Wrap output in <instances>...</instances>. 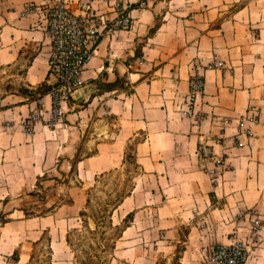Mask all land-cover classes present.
<instances>
[{
  "label": "crops",
  "instance_id": "obj_1",
  "mask_svg": "<svg viewBox=\"0 0 264 264\" xmlns=\"http://www.w3.org/2000/svg\"><path fill=\"white\" fill-rule=\"evenodd\" d=\"M58 1L0 0V75L21 83L0 96V212L8 218L0 237L39 186L59 188L51 213L17 221L76 219L96 177L122 166L133 144L140 171L122 201L125 215L133 211L123 235L133 230L132 244L141 242L146 255L153 249L152 264L169 262L179 243L191 260L207 244L231 240L229 227L242 228L251 208L264 211V0H90L107 25L126 12L132 26L103 31L82 84L52 124V95L28 90L54 82L47 23ZM68 3L81 11L80 0ZM215 58L224 65L210 67ZM196 72L205 84L192 92ZM117 79L122 86H100ZM9 111L11 119L3 116ZM64 190L71 199L56 202ZM44 229L55 264L65 250L60 242L55 249L53 228Z\"/></svg>",
  "mask_w": 264,
  "mask_h": 264
},
{
  "label": "rangeland",
  "instance_id": "obj_2",
  "mask_svg": "<svg viewBox=\"0 0 264 264\" xmlns=\"http://www.w3.org/2000/svg\"><path fill=\"white\" fill-rule=\"evenodd\" d=\"M116 26L121 27V25L118 26L115 24V26H113L108 24L105 29ZM131 26L127 28H130ZM8 73L9 71L0 75V96L10 93L16 88L21 90L20 77L8 76ZM7 114L8 118L11 119L14 112L12 113L9 111L8 113H3V116H6ZM39 116L40 115L38 113L30 115L25 120L26 127L30 128L33 121L39 118ZM54 119V117H51L48 121L53 124ZM56 119H59V117ZM139 171L140 169L138 168V163L136 164L133 158H130L124 162L122 166H118L114 169L101 173L100 176L96 177L93 185L86 193L87 198L83 204L85 214H77L78 217L71 220L69 223H66V220L62 219L64 217H60L59 221H57L55 218L53 219L52 216L47 217L45 220L32 219L33 221H28L27 223L24 221H17V219L24 216L31 217L36 214L49 215L51 213L49 209L52 208L51 204L56 198L52 196V192L57 193L59 188L53 186L44 188L39 186L40 190H38V187L33 189V196L26 197V205L24 207L25 211L14 213V221L6 225L4 233L0 237V254H6L5 251L9 252L14 246H17L19 248L20 255V246L18 244H21V241L24 242L25 247L23 248L22 258L19 262H16L12 258L7 259L0 256V264H27L32 253V262L29 264H47V235H49L50 232L48 229H44L46 226L53 228L55 240L58 242H55V249H61V245L59 244L60 242L63 244L62 246L65 250V252L62 253V259L56 261L55 264H74L75 253L67 241L68 231L74 228L78 229L70 233V238L77 249L79 255L78 258L80 260H86L88 254L97 258L96 255L94 256V254H97V256L107 258L109 264H152L154 255L156 254L154 253V250H151L152 255H149V253L146 255L144 253L145 249L141 246V242L132 244L131 241L128 240L127 236L129 233L133 234V230L129 233H124V235L122 232V236L117 239L115 251L111 246L117 234L120 232V229L116 228V225L120 224L123 226V223L125 222V212L128 210L125 206V201L123 202V205L122 201L124 197L130 193L132 187L134 186V176ZM70 199V192L64 190L58 196L56 202L64 200L68 201ZM44 200L47 202L41 204ZM246 217L247 220L245 223H241L242 228H238L237 225H233L228 228L231 229V240L226 239L225 243L232 241L242 242L246 250L245 264H264V211H258L251 208ZM85 219L88 223L87 226L83 225ZM111 220L113 222L112 225ZM74 223L75 225H72ZM183 229L185 232L187 231V228L184 227ZM223 229L226 230L227 228ZM44 233V238L39 243L34 244L35 240L44 235ZM28 235L30 237H28ZM37 235L40 236L37 239H34ZM27 240H32L29 249L26 247L28 246ZM216 243L217 242H212L207 244L206 250L202 251V256L194 257L191 260L189 259V254L186 256L182 254L181 248L180 255H183L182 264H212L206 253L209 247ZM149 246L150 245H146V247L150 248ZM27 251H29L28 257L24 254ZM9 256L10 255H8V257ZM160 258L161 259L158 261L159 264H172L176 262L173 258L169 262L167 257Z\"/></svg>",
  "mask_w": 264,
  "mask_h": 264
},
{
  "label": "built area",
  "instance_id": "obj_3",
  "mask_svg": "<svg viewBox=\"0 0 264 264\" xmlns=\"http://www.w3.org/2000/svg\"><path fill=\"white\" fill-rule=\"evenodd\" d=\"M81 11H75L68 0H60L49 8L47 32L51 49L48 57V78H53L49 93L54 99L52 117L62 114V101H67L72 92L83 82V71L91 59L95 46L107 23L96 12L90 0H80ZM117 6V3H116ZM116 25L127 28L132 25L129 13L121 12ZM222 59H212L210 67H222ZM204 76L193 73L191 91L198 92L204 87ZM201 151L210 155V148L203 146ZM212 264H245L246 250L240 241L217 242L207 253Z\"/></svg>",
  "mask_w": 264,
  "mask_h": 264
},
{
  "label": "trees",
  "instance_id": "obj_4",
  "mask_svg": "<svg viewBox=\"0 0 264 264\" xmlns=\"http://www.w3.org/2000/svg\"><path fill=\"white\" fill-rule=\"evenodd\" d=\"M157 24L154 26V29L156 28ZM153 29V28H152ZM139 53V52H138ZM136 52V55L138 54ZM116 85H119V86H122L123 84L120 83V80L117 79L113 82H102L100 83V86L102 87H105V88H112V87H115ZM52 87V84L51 83H42L40 85H38L36 88L34 89H30L28 90V93L30 94V96L32 98H38L40 97L41 95H43L44 93H47L50 91ZM55 103V102H54ZM133 150H134V146L131 145V144H128V148L125 150V155H124V162H126L128 159L130 158H133V160L135 161L136 163V159H135V154L133 153ZM137 164V163H136ZM80 214L81 215H84L85 214V210H81L80 211ZM132 216H133V211H130L128 212L125 217H124V223H123V226L118 224L116 225V228L120 229V232L117 234L116 238L114 239V242L113 244L111 245L112 248L114 249L115 251V248L117 246V239H119L121 236H122V232L124 230V228L126 227V225H128L130 219H132ZM0 221H7L8 218H5V214L3 212H0ZM111 219V218H110ZM112 220H111V225H112ZM84 226H87L88 223H87V220L85 219L84 220V223H83ZM78 228H74L72 230H69L68 233H67V241L68 243L70 244V246L72 247V250L74 251L75 253V258H74V264H109V261L107 260V258L103 257V256H97V254H94V256L96 255L97 258H94L93 255L91 254H88L87 256V259L86 260H80L78 257V252H77V249L76 247L74 246V243L72 242L71 238H70V233L74 230H77ZM45 236V233L44 235H42L40 238H38L37 240H35V243L34 244H37L39 243ZM47 239H48V258H47V264H52V261H53V249H52V237L51 235H47ZM185 246L184 244H181L179 243L177 245V250H176V253L175 255L173 256V260L176 262L172 263V264H180V250L181 248L183 249ZM179 249V251H178ZM8 258H12L14 261L16 262H19L20 260V255H19V248L16 247L13 251V253L8 257ZM32 258H33V253L32 255L30 256L27 264L31 263L32 262ZM82 261V262H81Z\"/></svg>",
  "mask_w": 264,
  "mask_h": 264
}]
</instances>
